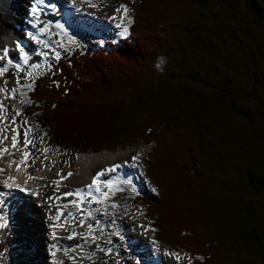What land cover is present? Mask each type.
<instances>
[{
	"label": "trees",
	"instance_id": "trees-1",
	"mask_svg": "<svg viewBox=\"0 0 264 264\" xmlns=\"http://www.w3.org/2000/svg\"><path fill=\"white\" fill-rule=\"evenodd\" d=\"M120 1L128 35L60 57L26 119L65 152L151 145L156 194L138 200L155 240L194 264H264V0Z\"/></svg>",
	"mask_w": 264,
	"mask_h": 264
},
{
	"label": "bare ground",
	"instance_id": "bare-ground-1",
	"mask_svg": "<svg viewBox=\"0 0 264 264\" xmlns=\"http://www.w3.org/2000/svg\"><path fill=\"white\" fill-rule=\"evenodd\" d=\"M6 2L1 5V10L6 15V25L5 34L0 39V56L3 55V49L7 48L8 57L0 60V68L7 69L3 75H0V87H6L9 90L15 88L16 93L15 98H12L10 94L0 92V103L3 104V108L0 109V139L7 137L0 143V149H8L6 153L0 155V169H4L3 172H0V223L6 224L5 227L0 228V240L7 237L17 255L15 258L28 261L30 255H33L35 264H88L99 255V251H94V247L98 246L104 232H114L112 239H116L117 234L124 233L126 230L128 232L124 238L128 240V249L132 251V256L140 264H164L165 252L162 251L161 244H152L154 237H151V227L145 228L149 229L145 230V235L150 240L143 241L136 235L139 230L137 225H130L125 229L122 223L118 221L111 222L104 218L99 221L101 224L94 221L99 207L105 206L107 202L111 203L115 196L120 194V187L128 183L127 178L131 177L133 173L139 172L141 161L147 155L145 151L136 148L126 151H103L96 154L93 152L78 153L75 156L74 165L76 166L71 176L68 175L71 171L65 170L64 172L59 164L54 161L39 164L37 169L30 168L29 156L25 158L23 155L27 148L20 146V144H24L20 143V127L24 112L20 108L21 102L19 100V94L23 92V87L17 85V80L9 81L10 79H8L16 64H20V67H27L32 59H39L42 62L45 57L42 54L49 51L44 45L53 46L54 41L52 40L56 37L55 33L51 34V25L55 27L57 23L62 24L64 26L63 31L55 28L60 33L61 38L69 43L76 42L79 37L84 39L88 36V38L94 39L99 34L112 36L115 40L125 37L132 21L129 12L125 13L124 11L127 7L124 4L123 8L118 5L107 7L102 0H41L39 7H35L37 0H6ZM23 2L27 3L29 7L26 8ZM50 5L59 6L60 11L58 13L50 11L49 9L52 8ZM34 8L37 9L35 16L27 20L26 18L33 12ZM79 9L81 12L77 13ZM120 12L121 14H119ZM16 13L23 14L26 18ZM25 21L33 27L28 26L27 30H19L18 26ZM47 29H50L49 35L42 36V32ZM125 29L127 32L124 31ZM29 37L32 38L31 41H28ZM36 40L37 43H34ZM27 41L29 44L25 51L28 53L29 63L25 65L20 59L16 45ZM39 41L43 43H39ZM8 58L12 60V64L7 63ZM12 66L13 68L8 70ZM17 133H19L17 136L18 143L16 148H12L11 138ZM31 137L30 133L27 132V139L30 140ZM21 149H23L22 153L17 154ZM133 157H138V159L133 161ZM21 160L25 162L21 164ZM117 164L121 165L119 169L100 177L91 190L87 188L93 183L97 173ZM17 167H19V171H17ZM30 176L32 179H29ZM9 177H13L14 180H9ZM108 180L113 182L112 185L103 183ZM6 182L11 187H7ZM17 185L25 190L21 191ZM77 190L91 191V195L83 196L84 203L81 205L83 210L78 211L76 217L78 221L75 223L67 221L62 225L66 219L64 218L60 224L56 223L55 215L58 206L69 204V201L80 203L81 197L64 196L67 192L75 193ZM28 206L34 207L33 210L37 212L36 216L29 215ZM81 221L86 226H81ZM95 223L96 227H94ZM20 226H24L29 231L18 230L17 234L15 231H10L9 235L6 234L9 228L14 229ZM73 233L75 234L74 238L68 239L67 237ZM53 234H55L56 239H53ZM140 242H144L145 247L142 248L144 245L141 246ZM36 247H39L38 250ZM38 252L43 254V258L39 262L38 259L42 255H39ZM171 253L180 256L179 261L175 256H171L172 264H194L188 256V258L184 257V253L174 251ZM112 255L111 253L109 256ZM109 263L110 261L106 262V264Z\"/></svg>",
	"mask_w": 264,
	"mask_h": 264
},
{
	"label": "rangeland",
	"instance_id": "rangeland-1",
	"mask_svg": "<svg viewBox=\"0 0 264 264\" xmlns=\"http://www.w3.org/2000/svg\"><path fill=\"white\" fill-rule=\"evenodd\" d=\"M102 2L107 7H112L115 5H118L120 8H123V4L120 0H102ZM2 0H0V15L2 17V20L0 22V39H2L3 35L5 34V19L6 15L1 10ZM128 10V8H127ZM54 13H58L59 11H53ZM122 12V11H121ZM121 12L119 14H121ZM129 12V10H128ZM129 15L131 17V13L129 12ZM132 19V18H131ZM132 24V21H131ZM102 27V26H101ZM51 34L55 33L56 38L52 41H54L53 46L48 45L49 47H46L47 50L44 52L45 55L42 62L39 59H32L31 63L27 67H21L23 71L17 72L16 67H14L8 76L9 81H12L13 79L17 80L19 77L20 84L23 85V92L19 94V100L21 102L20 108L22 112H26L29 105V95L33 92V87L35 80L40 76V74L48 73L52 68L53 64H55L58 60L54 58V53L59 52L60 57L65 56L67 53L73 52L78 47L83 46H101L104 45L107 40H112V36L108 35H97L94 39H90L85 37H79V39L74 43H69L64 41L61 38L60 33L56 28H51ZM114 40V39H113ZM58 42L63 44V47L58 46ZM47 45V44H46ZM52 49V51H50ZM35 65H41L42 68H40L37 71H33ZM33 71V72H32ZM14 74V76H13ZM18 74V76H17ZM23 77V78H21ZM24 81V82H23ZM31 83L32 88L29 89L27 85ZM12 128L13 126H8ZM30 130V131H29ZM29 132L31 139V143L27 146V152L30 153L29 155V162H30V168H39V164L42 163H48L49 161H54L59 164V167L65 172V170L71 171L73 173V169L75 168V156L78 155L74 152L68 151H61L59 149L51 148L46 140V135L44 132L39 131L34 127V122L31 120H28L23 116L22 125L20 127V143H24V133ZM20 146H23V144ZM140 148L141 151H145V153L148 155L151 151L152 146L151 145H143L138 143L135 146H126V147H118L114 151H108V152H115V151H126L127 149H136ZM23 149L17 152V154H21ZM141 161V168L139 169V172L135 174L133 178H130L128 183L123 184L120 187V194L116 195L114 200L110 202H107L105 206H101L98 209L97 214L94 217V221L102 220L103 218L106 220H109L111 222H119L122 223L125 229L128 228L130 225H137L139 230L137 231L136 235L137 237L141 238L143 241L150 240L148 236L145 235V228L151 227L152 223L147 218H145V208L143 207V203H141L138 199L139 197H145L149 198L148 196L156 194L155 189L149 185V181L144 176V161L146 156ZM135 189V191H133ZM123 202V203H122ZM117 205V207H112L111 205ZM33 206H28L27 211L29 215H37V212L33 210ZM105 214V215H104ZM128 215V216H127ZM137 219V220H136ZM140 220V221H139ZM137 221V222H136ZM136 223V224H135ZM138 223V224H137ZM36 224V223H35ZM141 225H144V227H140ZM153 229V228H152ZM18 230L28 232L29 230L24 228V226H21L20 229H17L15 227L14 229H8L6 234L9 235L10 231H15L16 234L18 233ZM34 230V229H32ZM36 230V229H35ZM128 231H124V233L117 234L116 239H112L114 232L106 231L104 232V236L101 239V241L98 242V246L94 247V251H99V255L96 257V259L92 262H89L88 264H106V262H109V264H138V260L132 256V251L129 248L128 240L125 239L124 236ZM143 233V236H142ZM141 236V237H140ZM151 237L155 240V231H152ZM12 245H14L12 243ZM110 245V246H109ZM140 245L145 247L144 242H140ZM157 245V244H156ZM159 246V245H158ZM39 247H36V250H38ZM101 249H104V251H101ZM161 249L163 252L171 253V249L164 247L161 245ZM164 249V250H163ZM167 249V250H166ZM102 252V253H100ZM27 253V251H26ZM39 253V252H38ZM109 253V254H106ZM113 254L112 256H109L110 254ZM176 253H184V252H176ZM37 255V254H36ZM39 255H42L38 262L42 260L43 254L39 253ZM17 255L14 251V248L11 246L10 241L4 238L3 240H0V264H17V263H23V264H35V259L33 258V255H30V259L28 261L15 258ZM191 261H196L198 259H192L189 255L185 254V258H188ZM116 259H118L116 261ZM19 260V261H18ZM167 263H166V262ZM140 264V262H139ZM164 264H172V258L169 255L164 254Z\"/></svg>",
	"mask_w": 264,
	"mask_h": 264
},
{
	"label": "snow or ice",
	"instance_id": "snow-or-ice-1",
	"mask_svg": "<svg viewBox=\"0 0 264 264\" xmlns=\"http://www.w3.org/2000/svg\"><path fill=\"white\" fill-rule=\"evenodd\" d=\"M50 7H52L53 9H55L56 6H55V5H50ZM36 11H37V9L34 8V9H33V13H35ZM117 11H120V9H117ZM124 11H125V13H126L128 10L125 8ZM118 26H119V25H118ZM55 27H56L57 29H60L61 31H63V29H64V26H63L62 24H60V23H57V24L55 25ZM124 31L127 32V29H125ZM39 43H43V42H42V41H39ZM73 43H74V41H73ZM58 46H59V47H63V44L60 43V42H58ZM44 47H49V46H48V45H44ZM16 48H17L18 51H19V55H20V59H21V61H22L25 65H27V64L29 63V61H28V53H27V52L25 51V49H24L23 47H21L20 44H18V43H17V45H16ZM50 51H52V49H50ZM38 54H39V53H38ZM7 57H8V49L5 48V49H3V55L0 56V60H4V59L7 58ZM54 58L57 59V60L60 59V53H59V52H55V53H54ZM7 63H8V64H12V60H11L10 58H8V59H7ZM15 67H16L17 72H21V71H23V69L20 67V64H16ZM6 71H7V69H5V68H0V75H3ZM5 83H7V82H5ZM17 85L20 86V87H24L23 85H20V80H19V78L17 79ZM27 87H28L29 89H31V88H32V84L29 83V84L27 85ZM0 92H5V93H7V94H10V95L12 96V98H15L16 89L13 88V89L9 90V89H7L6 87H0ZM2 108H3V104L0 103V109H2ZM17 115H19V113H17ZM13 123H15L14 120H13ZM29 131H30V130H29ZM18 135H19V133H17V135H14V136L11 138V146H12V148H16V146H17V143H18L17 136H18ZM24 135H25V140H24L23 147H24V148H27L28 144L31 143V141H29V140L27 139V131L24 133ZM3 139H7V137H4ZM3 139H0V143L3 142ZM7 151H8V149H6V148H5V149H0V155H3V154L6 153ZM23 155H24L25 158H27V157L30 155V153L27 152V151H25V152L23 153ZM137 159H138V157H133V161H136ZM24 162H25L24 160H21V161H20L21 164H23ZM133 166H135V165L133 164ZM120 167H121V165L117 164V165L113 166L112 168L105 169V170H103V171L97 173V176L93 179V183H92L91 185H88L87 188H88L89 190H91V189L96 185V183H97V181L100 179V177L104 176L106 173L115 172V171H116L117 169H119ZM3 171H4V169H0V172H3ZM17 171H19V167H17ZM68 175L71 176L72 173H68ZM29 179H32V177L30 176ZM9 180H14V178H13V177H9ZM103 183H105V184H107V185H112L113 182H112L111 180H108V181H104ZM6 186H7V187H11V185H8L7 182H6ZM17 187H19L21 191H24V190H25V189H24L23 187H21L20 185H17ZM97 190H98V189H97ZM133 191H135V189H133ZM74 195L77 196V197H81V201H80V203H77L76 201H69V204H71L72 206L76 207L78 211H82L83 209L81 208V205L84 203L83 196H85V195H91V191L84 192L83 190H77L75 193H74V192H67V193L64 194L65 197H70V196H74ZM49 199H52V198L49 197ZM57 199H59V198H57ZM68 206H69V205L58 206V209H57V216H56V219H57V220H58L61 216L64 215V209L67 208ZM111 206H112V207H117V205H115V204H113V205H111ZM68 215L72 216L73 219L76 218L75 215H74L73 213H69ZM64 223H67V221H65ZM5 226H6L5 223H0V228H3V227H5ZM81 226H83V221H81ZM140 227H144V225H141ZM145 230L147 231V230H149V229H145ZM150 230H151V231H155V229H150ZM74 235H75V234L73 233V234L69 235L67 238H68V239H72V238H74ZM53 239H56L55 234H53ZM152 244H153V245H156V244H157V241L153 240V241H152ZM65 251H68V250L65 249ZM101 251H104V249H101ZM53 254H54V253H53ZM106 254H109V253H106ZM165 255L175 256V258L177 259V261H179V259H180L179 254L167 253V252H166ZM138 264H139V262H138Z\"/></svg>",
	"mask_w": 264,
	"mask_h": 264
}]
</instances>
